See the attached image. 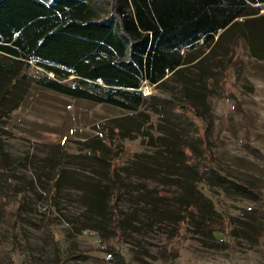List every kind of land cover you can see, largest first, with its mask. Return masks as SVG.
Returning <instances> with one entry per match:
<instances>
[{
  "label": "rangeland",
  "instance_id": "rangeland-1",
  "mask_svg": "<svg viewBox=\"0 0 264 264\" xmlns=\"http://www.w3.org/2000/svg\"><path fill=\"white\" fill-rule=\"evenodd\" d=\"M193 51L178 73L141 86L175 105L168 120L0 77V149L16 192L0 197V264H264V60L237 33ZM184 84L202 121L183 104ZM165 141L191 165L169 166ZM201 162L225 177L196 184L225 221L206 237L177 221ZM95 183L111 192L114 216L89 205Z\"/></svg>",
  "mask_w": 264,
  "mask_h": 264
},
{
  "label": "trees",
  "instance_id": "trees-1",
  "mask_svg": "<svg viewBox=\"0 0 264 264\" xmlns=\"http://www.w3.org/2000/svg\"><path fill=\"white\" fill-rule=\"evenodd\" d=\"M235 33L255 58L264 60V0H0V77L130 114L146 109L168 120L175 105L156 93L143 94L141 86L157 87L165 74L178 73L199 56L194 49L216 47ZM225 48L226 55H236L230 45ZM189 89L186 84L181 88L183 104L202 121V113L187 98ZM23 92L19 88L9 99L11 109ZM165 144L169 166L178 161L191 165L180 160L169 141ZM0 154V197L14 200L8 155L3 149ZM111 160L106 177L113 180ZM207 175L213 183L224 184V176L204 162L194 163L188 171L194 182L184 189L188 199L182 197L184 210L177 220L205 237L225 229V221L216 217L218 212L196 185ZM59 177L60 171L53 175L55 187ZM93 187L89 205L114 216L111 192L105 184ZM253 225L242 234L252 236Z\"/></svg>",
  "mask_w": 264,
  "mask_h": 264
},
{
  "label": "built area",
  "instance_id": "built-area-1",
  "mask_svg": "<svg viewBox=\"0 0 264 264\" xmlns=\"http://www.w3.org/2000/svg\"><path fill=\"white\" fill-rule=\"evenodd\" d=\"M147 87L149 88L150 86H147ZM142 92L145 93L143 90H142ZM148 93H149V92H148ZM145 94H147V93H145Z\"/></svg>",
  "mask_w": 264,
  "mask_h": 264
}]
</instances>
